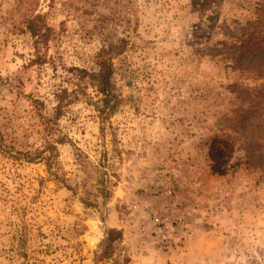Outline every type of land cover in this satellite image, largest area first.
Here are the masks:
<instances>
[{
    "label": "rangeland",
    "instance_id": "374dc122",
    "mask_svg": "<svg viewBox=\"0 0 264 264\" xmlns=\"http://www.w3.org/2000/svg\"><path fill=\"white\" fill-rule=\"evenodd\" d=\"M29 18L52 27L40 50ZM109 55L117 111L103 123L82 98L54 119L69 68ZM108 227L123 241L97 261ZM255 260L264 0H0V264Z\"/></svg>",
    "mask_w": 264,
    "mask_h": 264
},
{
    "label": "trees",
    "instance_id": "16d2710c",
    "mask_svg": "<svg viewBox=\"0 0 264 264\" xmlns=\"http://www.w3.org/2000/svg\"><path fill=\"white\" fill-rule=\"evenodd\" d=\"M39 21V20H38ZM28 29L38 44V50H40L39 43H43L49 40L52 27L44 25V23L37 22L35 18H29ZM105 51V50H104ZM70 71L75 73L77 80L74 82L71 88L62 87L60 90L55 91L56 106L54 109V119L59 118L68 107V105L78 99H85L93 102L96 106L101 121L103 123L114 114L119 107V93L116 91L114 83V66L111 62L110 55L99 62V68L96 70H89L86 67L72 66ZM91 84L95 87L98 93V99L94 100L86 88ZM102 128H104L102 126ZM58 142H63L64 139H58ZM55 150L57 146L55 143H49ZM44 156V152L39 153ZM50 158V157H49ZM48 160V158H46ZM96 171L99 173L97 179V192L103 198L104 202L111 195L112 179L107 175L100 167H97ZM85 204L91 205L92 201L83 197ZM123 230L116 227H108L105 231V236L99 244V251L96 253V260H102L113 256L119 244L123 241ZM258 262L252 261L249 264H257Z\"/></svg>",
    "mask_w": 264,
    "mask_h": 264
}]
</instances>
